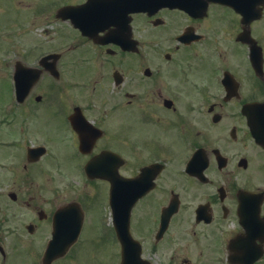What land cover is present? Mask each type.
<instances>
[{
	"label": "flooded vegetation",
	"instance_id": "obj_1",
	"mask_svg": "<svg viewBox=\"0 0 264 264\" xmlns=\"http://www.w3.org/2000/svg\"><path fill=\"white\" fill-rule=\"evenodd\" d=\"M167 1L0 0V264H264V0Z\"/></svg>",
	"mask_w": 264,
	"mask_h": 264
},
{
	"label": "rangeland",
	"instance_id": "obj_2",
	"mask_svg": "<svg viewBox=\"0 0 264 264\" xmlns=\"http://www.w3.org/2000/svg\"><path fill=\"white\" fill-rule=\"evenodd\" d=\"M3 59H4V57L0 56V70H1V69H4L3 66H4V63H5L6 59H4L5 61H3ZM2 82H4V81H1L0 83H2ZM4 85L7 86L5 82H4ZM0 86H1L2 88H5V86H3V85H0ZM57 160H58V159H57ZM60 161H62V160L59 159V162H60ZM76 180H77V179H74L73 181H76ZM85 195H87V193H85ZM85 195H84V196H85ZM91 221H92V220H91V218H90L89 221H88V226L91 225ZM83 238H85V239L87 240V238H89V237H88V234L85 233ZM91 240H92V238L88 240V242H89L90 244H91ZM91 245H92V244H91ZM103 245H105V244H103ZM85 253H86V252H85ZM85 253H84V258H87V257H89V256L92 255V254H90V253H89V254H85ZM90 259H91V258H90ZM79 261H82V258H81V260H79ZM79 261H78V260H70L68 263H69V264H79ZM83 264H88V260H85V262H84Z\"/></svg>",
	"mask_w": 264,
	"mask_h": 264
},
{
	"label": "water",
	"instance_id": "obj_3",
	"mask_svg": "<svg viewBox=\"0 0 264 264\" xmlns=\"http://www.w3.org/2000/svg\"><path fill=\"white\" fill-rule=\"evenodd\" d=\"M219 1H220V0H219ZM244 2H246V3H247L248 1H247V0H244ZM166 4H167V3H166ZM172 6H176V4H175V3H173V4H172ZM54 244H55V243H54ZM54 244H53V245H54Z\"/></svg>",
	"mask_w": 264,
	"mask_h": 264
}]
</instances>
